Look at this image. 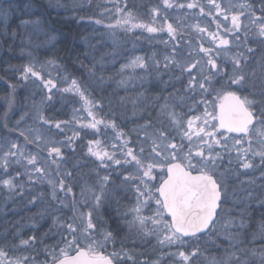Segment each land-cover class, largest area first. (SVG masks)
<instances>
[{
  "label": "snow or ice",
  "instance_id": "obj_1",
  "mask_svg": "<svg viewBox=\"0 0 264 264\" xmlns=\"http://www.w3.org/2000/svg\"><path fill=\"white\" fill-rule=\"evenodd\" d=\"M56 6L60 7L61 5L57 4ZM163 6L166 9L173 7L183 9L185 7L184 4L174 5L171 0H163ZM64 7L66 11L69 10L68 6ZM186 7L191 10L199 9V13L195 16L196 23L183 24L181 22L174 26L173 23L168 22L167 18H164L163 25L157 28L150 24L133 23L132 14L126 13L123 14L122 19L117 20L116 25H107L106 27L111 29L115 26L128 27L130 25L131 28H146L149 33L166 30L171 41L177 40L179 33L190 28L197 34V39L200 41L199 48L192 46L191 40H189L187 43L190 51L187 57L177 59L179 44L174 45L172 52L164 57L165 69L175 67L180 70L181 75H188L185 91L195 92L198 88L199 91L207 93L210 88L206 85H210L212 78L221 73L229 77L228 86L242 88L250 77L255 79L257 77L255 69L251 74L245 71L249 57L244 52L238 51L230 57L231 74L217 63L216 57L221 54L227 55L233 44L237 47L244 44L246 51L252 53L254 49L246 47V41L250 37L264 43V0H258V2L257 0H243L239 4L233 3L232 0H203V2L202 0H189ZM79 8L80 6L75 3L71 6L73 11ZM117 12H121L120 8H117ZM159 12V8L152 9L154 22ZM103 14L102 12L101 15ZM205 17H211V23L215 24V30H210V24L201 26L199 21ZM189 18L187 14L184 17L185 20ZM83 19L81 17V20ZM23 23L30 22L24 21ZM94 23L100 25L103 21L96 19ZM241 33L244 34L243 41H241ZM229 36L235 39L230 40ZM205 39L214 47H205ZM163 43L168 45L169 41H163ZM193 56L196 59H193ZM155 64L159 70L160 61L156 60ZM48 66L57 69L60 67L54 60L47 61L39 68L34 63L26 64L23 66L20 77L24 81L30 79L33 82L40 81L43 88L49 93L46 97L48 100L52 99L51 93L54 90L78 94L84 101L88 116L91 117V120L86 124L82 122V118H73L81 128L98 130L100 124L116 128L114 123L96 118L94 109L101 102L89 100L86 89L82 88L76 78H72L69 82L65 75L61 82L66 84V87L62 89H57L54 79H45L44 70ZM146 67L145 59L137 56L128 64L122 65L120 71L123 73L128 68L145 69ZM95 68L96 64L93 63L92 68L89 69L90 75H95ZM101 69L103 70L102 62ZM48 75L51 76V73L49 72ZM259 76V84H252L254 89L258 87L259 90L249 93L251 96H258L259 99H250L249 96L242 97L236 92L227 91L222 97H218L227 102V104L219 105L218 116L205 111L203 116L189 117L185 121L183 113L176 111V101L182 103L185 97H176L172 94L165 96L164 102L159 106L157 116L160 126L155 127L152 120L149 119L145 124L135 129L142 137L138 150L128 147L129 141L123 139L125 136L123 131L117 133L120 144H114L112 147L118 149L123 161L116 159L115 151L100 150V141H89L88 152L95 156L101 164L112 161L118 166L134 167L135 171L125 175L123 180L125 184H131L136 193L134 206L130 207L125 214L126 216L131 215L132 219L126 222L129 229L135 230L139 236L155 237L160 248H176L177 251L167 253L168 256L175 258V264H192L193 259L201 255V252L199 247L188 251L187 242L198 239L206 233L216 235L217 230L228 242L229 247L225 249L227 255L220 260L213 257L208 260V264H264V213H261L262 218L256 224V231L251 233L252 239L247 241V243L259 246L249 248L246 246V237L248 229L253 227V223H251L252 217L247 212V205L240 209L235 216L230 211L221 224L220 213L224 200L222 185L216 178L224 149H227L229 153L233 150L236 152V160L242 169L253 168V158L255 157H259L261 166H264V58H262ZM134 79L135 77L122 79L120 84L126 86ZM37 86L39 87V85ZM11 87L15 90L16 85H11ZM170 100L172 103L169 102ZM200 103H206V101L201 100ZM37 117L44 124L53 126L38 107ZM67 124L68 122L56 121L54 127L63 130V126ZM209 128L212 130L209 131ZM220 130H223V135H220ZM13 131H18L19 136L24 138L26 144H35L38 151L27 153L25 147L18 140H5L3 144H0V187L10 192H15L17 189L23 192V177L27 176L29 182L33 180L43 182L47 179L52 186L53 200L57 199V187L62 192L71 193L72 186L66 183V179L71 177V173H65L57 184V181L49 178L51 174L46 170L45 164L49 161L52 164H57L58 160L63 159V147L70 146L80 133L74 132L72 137L66 138V141H56L45 138L37 129L20 130L17 128ZM171 131L178 132L181 143L176 142L175 136H171ZM233 133L240 138L233 137L231 135ZM185 140L187 141V151L184 150L183 141ZM229 140L233 141L231 147L228 145ZM245 142L247 147L243 146ZM93 145L96 146V150ZM217 146L221 151H216ZM44 150L47 151V160L42 164L40 152ZM232 163L233 161L230 159L229 164ZM14 165L23 168L24 171L8 175L9 169ZM157 169L161 173L165 169L167 171V177L159 183L158 188L153 183L156 179L154 172ZM56 175L60 176V172L57 171ZM261 177L264 178V173L261 174ZM18 180L20 183H17ZM108 182L109 176H104L98 181L99 192L94 188L82 189L81 195L86 198L85 203L87 199L94 197L95 207L98 208L104 199ZM250 183H254V181H250ZM253 198L249 193L248 199ZM33 199L35 200V197ZM153 201L155 207L152 214L150 216L143 215L145 210L152 208ZM258 203L264 207V199ZM75 205L76 201L73 200L74 210ZM79 219L82 227L72 223L67 225L66 231L72 239H67V236L62 237L65 243L64 247H60L59 251L56 250L58 245L53 246L51 251L47 248L44 250L49 257L48 260H39V253L9 258V251L19 250L21 247L25 249L34 247L35 237H29L21 239L19 245L13 246V248H0V264H126V261L136 264L135 253L130 254L128 250L112 252L109 255L97 252V248H103L108 241L113 239L112 234L105 232L102 240L95 239L93 233L96 226L93 223L92 211H89L86 216L84 213H80ZM78 232L80 236H77ZM80 237L88 241L87 249L80 246L82 243ZM72 251H75V256L69 255ZM141 264H149V262L144 260ZM153 264H158V262L154 261Z\"/></svg>",
  "mask_w": 264,
  "mask_h": 264
},
{
  "label": "rangeland",
  "instance_id": "obj_2",
  "mask_svg": "<svg viewBox=\"0 0 264 264\" xmlns=\"http://www.w3.org/2000/svg\"><path fill=\"white\" fill-rule=\"evenodd\" d=\"M189 0H187V3ZM203 2V0H202ZM233 3L239 4L241 3V0H232ZM112 5L115 8H120L121 12H117V9H114L112 7V13L111 16L113 18L110 20L111 22H105V24L108 25H116L117 20L123 18V4L121 2H114ZM1 13V9H0ZM199 13V9L191 10V9H179L178 11L172 12V17L174 19L175 24L183 23V24H193L196 23L195 16ZM188 15L190 18L185 20V15ZM122 15V16H121ZM105 15L102 17L103 19H109L111 16ZM1 17V15H0ZM90 22L95 21V19L88 20ZM136 23H143L139 21H135ZM201 26L209 25L210 24V30H215V24L211 23V17H205L204 19H201L200 21ZM144 24V23H143ZM151 25V24H150ZM110 31H106V35L103 37L104 42L102 44V50L105 51V58H102L100 62L99 72L101 73L100 76H103L102 84L103 86L108 87V92H106V95L115 91L116 95L119 94L118 100L122 101V104H117L116 111H117V117L119 118L118 121L124 122L127 120V123L124 124L127 125V129H121L117 126L118 121H114L113 116H106L100 117V115H97L94 109V114L96 115V118L98 120H104L106 122H112L116 125V128L113 129L111 125L105 126L104 124L98 125L97 129H91V128H81L80 124L76 123V120L73 119L76 117L77 119L82 118L83 123H87L89 120H91V117L88 116L87 108L84 104V101L81 100L80 96L73 92H62L59 90H54L53 92L59 94V95H65V97H68L70 99L75 100L74 106L69 108V111L65 112L64 119L59 120H50L49 118H46L52 122L53 126H49L47 124H44L42 121H40L37 117V113L34 115H31L30 117H25V115H21L17 122L19 121V124H17V128L20 130L24 129H37L40 133L43 134V136L47 139H52L56 141H66V138L72 137L74 132L81 133L82 131L85 133H89L91 135V140L89 141H100V150L107 149L109 152L115 151L116 153V159H120L123 161V157L118 151V149H113L112 145H119L120 139L117 138V133L120 131H123L125 133V136L123 139H127L129 141L128 147L137 149L140 147V141L142 139L140 133L135 131L140 125L145 124L146 121L149 119L152 120L155 127H159L160 124L158 122L157 116L159 111V106L164 102V97L169 96L170 94L179 97L183 96L185 97L184 101L181 103L180 101H176V111L183 113V118L186 121L189 117H195V116H203L204 112L207 111L208 113H211L212 115L218 116V104L221 99L218 97H222L225 92L227 91H233L236 92L240 96H249L250 99H259L258 96H251L249 95L250 92L257 91L252 87L253 83L258 84L259 78L256 77V79H252L253 81H246L244 87H238V86H228L229 77L227 75H224L223 73L216 75L212 78L211 84L206 85L210 88V91L207 93L197 90L195 92H189L185 91V86L188 83V75L184 74L181 75L180 70L175 67H170L169 69L164 68V57L166 55H169L172 52V48L174 45L179 44L178 49V55L177 59H180L182 57H187L190 47L187 43V41L191 40L192 46L199 48L200 41L197 39V34L192 32L190 28H186L182 35H181V41L180 43L173 42L171 40H168V34L167 31L164 32H155V33H149L146 28H131L129 25L128 27L124 26H115ZM145 31V33L148 34L149 37L153 38L155 42H157L159 45H148L147 48L141 47V45H133L127 44L126 41V34H134L137 38H139L140 34ZM167 36V37H166ZM241 41L244 40V34H240ZM230 40H234L235 38L232 36L228 37ZM254 38V37H250ZM249 38V39H250ZM120 39V40H119ZM248 39V40H249ZM248 40L246 41V47H248ZM163 41H169V44L166 45L163 43ZM125 42V43H124ZM205 47H214L210 45L207 40L204 41ZM151 49V50H150ZM241 51L244 52L245 55L248 56V52L246 51V48L244 44H241L240 47L235 46L233 44L230 46L227 55L221 54L220 56L216 57L217 63L225 69L229 74H231L232 71V63L230 57L235 54L236 52ZM143 57L146 61L147 67L145 69L140 68H128L123 73H121V66L128 64L132 59L135 57ZM193 59H196L195 56H193ZM47 60H35L31 63H34L37 68L40 67V65L45 64ZM52 60V59H51ZM159 60V70H157L155 61ZM101 62L103 64V70L101 69ZM249 61H247L245 71L249 73ZM30 64V63H29ZM22 72V71H21ZM20 72V73H21ZM51 73V76L48 75V73ZM207 75V73H205ZM251 74V72L249 73ZM65 75L62 77H58L57 74V68H53L52 66H48L44 70V78L45 79H54L57 83V89H62L66 87V84L62 83L61 80L63 79ZM128 77H135V79L125 85H121L120 81L122 79H127ZM19 78L20 74H19ZM101 79V78H100ZM23 80V79H22ZM32 82L33 80L30 79ZM70 82V79H68ZM23 82H25L23 80ZM31 82V83H32ZM34 84H40V90L43 89L45 93L43 95H40V97H37V103L42 104L46 99V97L49 95L48 91L43 88V85L40 81L33 82ZM36 84V85H37ZM82 88H84L82 86ZM85 89V88H84ZM33 93L36 94L33 89L30 88ZM39 92V91H38ZM53 95V93H51ZM86 95L88 96L89 100L95 102V100L89 96L90 91L86 90ZM42 96V97H41ZM139 97V98H138ZM158 98V99H157ZM201 100L206 101V103H200ZM135 102V107H134ZM172 103V101H169ZM28 114V113H27ZM29 116V115H28ZM99 117V118H98ZM56 121L61 122H68L66 126H63V130L56 129L54 127V124ZM218 123V121H217ZM165 124L167 125V121L165 120ZM209 131L212 129L209 128ZM66 131V134L63 132ZM133 132V133H132ZM132 134V136L130 135ZM8 134L4 132V134H0V144H3L5 140L9 141H19L21 145L25 147V150L27 153H35L38 151L36 147H31L26 142L13 135ZM220 135H223V130H220ZM235 138H240L236 134H231ZM171 136H175L176 142L181 143L180 135L176 131H171ZM84 139L83 136L79 135L76 137L70 146L66 145L63 147V159L58 160L57 164H52L50 161L45 164L46 170L50 172V179H53L55 181H59L58 176L56 175L57 171L60 172V175L63 176L64 172L62 171V167L60 163L64 162V158H68L69 151L71 152H80L76 150L74 147L75 143L77 142L76 139ZM134 140L133 143L130 141ZM89 141H87L86 148L83 149V161L88 163L91 162L95 165L102 166L104 169L102 172L93 173L90 175H85L84 173H77L78 176L81 178L83 177H89L94 179V184H89V182H80L77 181V183L80 184V188H77L75 191L72 190L71 193H65L59 190V187H57L56 195L57 199H52V186L48 183L47 179L43 180V182H37L35 180L29 182L27 176L23 177V183H24V190L23 192H20L19 189H17L15 192H12L14 197H6V200L0 197V216H4V213L7 215V211L10 207V202L17 201V199L21 200H27L30 197L29 205L35 206H42L50 205L52 204L54 207L51 210L50 213L55 214V219H59V223L56 225L57 229L61 228V225H63L64 228H67V225L69 223H72L76 226H81V222L79 219L80 213H84L85 216L89 211H92L93 219L96 217L99 218V221L103 222L102 212L107 209V205L109 203V197L114 196V192L110 190V185H112L115 181L118 188H125L128 193V206L132 207L135 204L136 201V193L134 189L132 188L131 184H125L123 182L124 176L130 173H133L135 171L134 167H130L128 165L118 166L114 164L112 161H106L105 164H101L99 160L96 159L95 156H92L88 152L89 147ZM185 148L184 150L187 151V141H183ZM233 141L229 140L228 145L231 147ZM244 147H247V143L245 142ZM79 147L82 148L81 144H79ZM255 147V145H254ZM73 148V150H72ZM94 150H96V146L93 145ZM216 151H221V149L217 146ZM68 154V155H67ZM250 155V154H249ZM41 157V163L44 164V161L47 160V151H41L40 152ZM91 158V161L88 159ZM232 160L233 163L229 164V160ZM83 164V163H79ZM253 164L254 167L251 169H242L239 166V162L236 160V152L233 150L231 153L227 151V149H224L222 151V161L221 165L218 168L217 173V179L220 181L222 185V193H223V205H222V212L220 213L221 220L220 223L222 224L224 222V219L227 218L229 212L231 211V214L233 216L236 215V213L242 208V206H245L248 202H250L251 199H248L249 193L252 194L255 200H257V203L264 199V178L261 177V174L264 173V166H261V161L259 157L253 158ZM58 165V166H57ZM107 167H106V166ZM78 165L77 167H79ZM61 168V169H60ZM107 169V171H105ZM20 171L23 172L24 169L20 168L19 166L14 165L11 169L8 171V175H14L15 172ZM85 172V171H84ZM163 173V172H162ZM159 169H157L154 172V176L156 177L155 181H158L162 174ZM222 174V175H221ZM93 176V177H91ZM109 176V182L106 185V192L104 199L100 206L97 208L95 207V198L91 197L90 199H87V202L85 203V197L81 195L82 189L86 188H94L95 191L99 192V186L98 181L104 177ZM113 177V178H112ZM250 181H254V183H250ZM118 182V183H117ZM153 182V183H154ZM17 183H20V180L17 181ZM32 184V185H31ZM35 185V187H33ZM70 185V184H69ZM155 185V184H154ZM3 192H7L8 190L0 187ZM27 190H30V193L27 192ZM262 192V193H260ZM76 193L75 198H72L70 195L69 199L66 198V195L74 194ZM32 194L33 197L30 195ZM30 195V196H29ZM49 196L50 199L45 201L44 205H41L42 200L45 196ZM35 197V200L33 199ZM13 198V199H12ZM253 198V199H254ZM73 200L76 201L75 210L73 208ZM243 202V203H241ZM55 204V205H54ZM241 208H240V207ZM155 204L154 201L152 202V208L145 210L143 212V215L150 216L152 214V210L154 209ZM128 209V208H127ZM127 209H124V218H127L126 221L131 220V215H125L127 213ZM95 217V218H94ZM34 217L32 216V228L34 226ZM124 221L122 223L123 226H128V223ZM94 223V221H93ZM25 224L22 225L24 227ZM99 227V226H98ZM129 228V226H128ZM219 228V226H217ZM107 232L105 229V226L103 224V228H99L98 231L95 229V232L93 233L95 239L102 240L103 234ZM218 234H222L219 233ZM217 235V237L220 238L219 243L217 246H229L228 242L225 240L223 234ZM67 236V239H72L70 235H68L67 231L63 235ZM77 236H80V233H77ZM82 240L81 247H84L87 249L88 241L83 240V237H80ZM145 238V237H144ZM147 241L150 242L149 244H143L142 246H139V248H134V246H111L110 244L106 243L103 248H97V252H103L104 254H111L112 252H122L123 250H128L131 253H135L134 259L136 261V264H141L142 261L147 260L149 264H153L154 261L158 262V264H175V258L168 256L167 253L177 251L176 248H169L164 247L160 248V246L156 242L155 237H146ZM21 239H26L24 236V232L21 230L16 231L15 239L11 241L0 240V248H13V246L19 245V242ZM203 239H193L189 240L187 242V250L191 251L193 248L199 247V249H202V246H204L202 243ZM60 242H57L56 245L57 251H59L60 247H64L65 243L61 239ZM211 241V238L208 240ZM109 242V241H108ZM49 243H45V245H48ZM148 246V247H147ZM151 247V248H150ZM48 249L51 251L53 246H48L43 249V254H47L44 250ZM201 255L195 257L193 259L194 262H198V260L203 257L202 251L200 250ZM35 253V252H34ZM32 249L28 248L25 249L21 247L19 250H12L9 251L8 256L9 258L12 257H18L23 255H32ZM42 255L39 254V260H46L45 257L40 258ZM48 257V255H47ZM49 258V257H48ZM126 261V258H125ZM131 261H129L130 263ZM204 262V261H202ZM132 263V262H131ZM205 264V263H202ZM208 264V263H206Z\"/></svg>",
  "mask_w": 264,
  "mask_h": 264
},
{
  "label": "trees",
  "instance_id": "obj_3",
  "mask_svg": "<svg viewBox=\"0 0 264 264\" xmlns=\"http://www.w3.org/2000/svg\"><path fill=\"white\" fill-rule=\"evenodd\" d=\"M117 1L124 5L123 14H132L134 17L133 23L141 21L144 24H151L153 27L159 28L163 25L164 18H167L169 23H173L174 26L177 25L172 17V12L178 11L180 8L166 9L163 6V0H0V134L6 132L24 140L23 137L19 136L18 131H13L17 129V120L21 115L24 114L28 118L37 113L38 107L40 112L50 120L52 118L54 120L64 119L65 112L69 111V108L75 104L73 98L70 99L55 92H53L51 100L47 99L42 104L37 103L36 98L40 97L39 94L43 95L45 93L43 89L40 90V84L36 83L39 85L38 87L31 80L23 82L19 78L20 72L23 71V66L35 60H54L60 66L57 69L58 77L67 75L70 81L72 78H76L81 86L90 91L89 96L95 102H101L95 108L97 115H100V117L104 115L113 116L114 121H118L116 107L117 104H122V101H120L122 99L118 100L119 94L116 95L114 90L106 95L109 89L107 86H103L102 79H100L101 73L99 72V61L105 58V51L102 50L101 43L104 42L103 37L106 35V31H110L106 27L108 24H105V22L106 20L111 22L110 20L113 18L111 16L112 7L117 9L112 3ZM171 2L174 5L184 4L185 7L183 9L187 8V0H171ZM242 2L243 0H241ZM74 3L80 6L78 10H71V6ZM57 4L61 6L57 7ZM64 6H68L69 10L66 11ZM153 8L160 9L155 22L153 20ZM102 12L104 13L103 15H101ZM105 15H109L111 18L103 19L102 17ZM81 17L84 19L81 20ZM92 19H100L103 23L97 25L88 21ZM24 21H29L30 23L24 24ZM181 35L182 33H179L177 40L173 42L180 43ZM168 40H170L169 37ZM126 41L127 44L133 45V47L141 45V47L147 48L148 45H156L158 47L160 45L149 37L145 31L140 34L139 38L131 33L126 34ZM248 48L254 49L252 53H248L249 73H252L255 69L257 76L260 77V67L262 58H264V43H261L256 38H250L248 40ZM93 63L96 64L94 76L89 73ZM246 81L253 80L249 78ZM11 85H16L15 90L12 89ZM30 88L36 92L35 95L31 94L33 91ZM256 90H259L258 87ZM118 122L117 126L119 128L127 129V125L124 124L127 120ZM63 133L66 134V131ZM13 135L11 136L14 137ZM80 135L84 139L80 140L77 138V142L74 145V148L80 152L69 151V155L67 154L68 158H64V162L60 163L64 174L71 173V177L66 179V183L72 186L73 191L80 188V184L77 181L94 184L93 178H81L77 173L90 175L97 172L100 173L104 169L101 165L94 166L91 162L86 163L83 161V149L86 148L87 141L91 140L92 137H90L89 133L83 131ZM130 135L132 136V134ZM130 142L133 143L134 140ZM79 144L83 147L80 148ZM28 145L36 147L35 144ZM88 159L91 161V158ZM78 165L80 166L77 167ZM61 177V175L58 176L59 180ZM115 182L110 185V190L114 192V196L109 197L107 209L101 214L104 218L114 217L111 213L116 209V203L129 201L127 190L125 188L119 189ZM122 191L123 193H121ZM27 192L30 193V190H27ZM30 195L33 197L32 194ZM70 195L75 198L76 193L66 195V198L69 199ZM0 197L6 200V197H14V195L10 191L3 192L0 188ZM43 199L41 205H44L45 201L50 199V197L47 195ZM255 199H251L246 204L247 212L252 217L251 223H253V227L248 229L246 237V246L249 248L259 246L258 244L247 243V241L252 239L251 233L256 231V224L262 218L261 213H264V207H261ZM29 201L30 197L27 200L18 198L16 202L12 201L9 203L10 207L7 215L4 213V216H0V240L11 241L15 239L16 231L22 230L26 239L35 237V245L30 248L32 253H39L42 255L40 258L43 259L45 257L48 260L47 254H43V249L48 246H56V243L60 242L59 240L66 233V228L57 229L56 225L59 223V219H55V214L50 213L54 207L53 203L44 207H33V205L28 204ZM244 207L242 206V208ZM32 216L35 219L34 226L36 225L33 228ZM54 220L56 221L55 224ZM93 221L97 231L100 227L103 228L102 222L99 221L98 217L93 219ZM23 224H25L24 227H22ZM210 238L211 241L209 242ZM199 239H203L202 244L204 246H202V249L200 248L203 257L198 260L199 263L194 262L195 264H206L213 257L220 260L227 255L225 249L229 246H217L220 241L217 235L206 233L200 236ZM45 243L49 244L45 245ZM206 257L207 259H205Z\"/></svg>",
  "mask_w": 264,
  "mask_h": 264
},
{
  "label": "flooded vegetation",
  "instance_id": "obj_4",
  "mask_svg": "<svg viewBox=\"0 0 264 264\" xmlns=\"http://www.w3.org/2000/svg\"><path fill=\"white\" fill-rule=\"evenodd\" d=\"M164 176H165V170L163 171L161 176H159L160 177V178H158L159 180L154 182L155 187L158 188V184L164 178ZM121 193H123V191ZM222 196H223V193H222ZM127 203H128V201L123 202V203L119 202L118 204L116 203L115 205H117V207L114 210V212L111 213V215H114V217L110 216L107 218H104V217L102 218L103 222L101 225L103 226V224H104L106 231L110 232L112 234V237H113V239L107 243L110 244L111 246H132V247L134 246V248H137V249L139 248V246H142L143 244H149L150 245V242L147 241V238L139 236L135 232V230H130L128 228V226L126 227V226L122 225V223L127 220V218H124V216H123L124 215L123 210L130 208V207H127L128 206ZM128 209H127V211H128ZM102 254L103 255H109L108 253L104 254L103 252H102ZM126 264H132V263L131 262L129 263V261H126Z\"/></svg>",
  "mask_w": 264,
  "mask_h": 264
},
{
  "label": "water",
  "instance_id": "obj_5",
  "mask_svg": "<svg viewBox=\"0 0 264 264\" xmlns=\"http://www.w3.org/2000/svg\"><path fill=\"white\" fill-rule=\"evenodd\" d=\"M221 103H225V104H227V102L226 101H222V100H220V102H219V104H218V111H219V105L221 104ZM167 177V171H166V169H165V177L164 178H166ZM163 178V179H164ZM162 179V180H163ZM162 180L160 181V182H162ZM158 187H159V184H158ZM75 252H73V253H71V254H69V255H71V256H75Z\"/></svg>",
  "mask_w": 264,
  "mask_h": 264
}]
</instances>
